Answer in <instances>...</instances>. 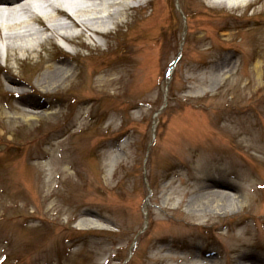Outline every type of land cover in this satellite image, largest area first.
Segmentation results:
<instances>
[{"label": "rangeland", "instance_id": "374dc122", "mask_svg": "<svg viewBox=\"0 0 264 264\" xmlns=\"http://www.w3.org/2000/svg\"><path fill=\"white\" fill-rule=\"evenodd\" d=\"M179 2L155 58L133 51L154 26L137 13L112 53L71 60V84H37L69 61L50 52L15 71L19 88L0 74V264H264V56L254 30L223 36L231 9ZM28 84L37 106L17 97ZM194 180L235 184L241 207L198 217Z\"/></svg>", "mask_w": 264, "mask_h": 264}, {"label": "bare ground", "instance_id": "6f19581e", "mask_svg": "<svg viewBox=\"0 0 264 264\" xmlns=\"http://www.w3.org/2000/svg\"><path fill=\"white\" fill-rule=\"evenodd\" d=\"M209 1L216 9L232 11L228 15L232 17L233 22L220 28L223 36H230L231 34L225 33V30L233 28L254 30L250 42H257L254 51L258 56H264V22L254 19L260 14L259 6L264 5V0ZM162 2L158 10L154 7L156 0H0V74L6 73L5 81L10 87L19 88L21 83L15 77V71L21 72L32 57L41 58L44 52H50L53 56L60 55L69 61L41 68L42 74L38 77L37 84L44 88H60L71 84L80 69L73 66L71 60L82 61L95 52H102L103 42L112 53L114 51L112 40L120 32L126 35L127 20L137 13H142L146 19H150L148 22L154 23V26L133 37L137 42L146 40L148 43L136 46L133 51L135 53L146 51L148 58H155L157 54L150 51L154 46L153 42L158 41L155 36L161 33L163 37L172 28L169 0ZM179 3L183 8L190 4L191 0H180ZM149 10H152L150 14ZM237 11H242V14L238 15ZM249 11H253L252 14H248ZM87 38L98 39L102 45L88 43ZM66 45L73 50L64 47ZM84 51L89 53L86 54ZM126 61L135 63V59ZM255 68L264 69V65L256 64ZM28 87L29 92H18L17 97L23 103L37 106L39 103L30 98L34 88L31 84H28ZM9 96H14L12 90ZM12 111L15 114L20 113L17 108H13ZM26 114L35 119H40L41 116L31 109L26 110ZM34 159L42 160L38 156H34ZM192 187L198 190V195L203 199L199 208L194 210L199 213L198 217H204L205 214L225 216L229 211H236V208L241 207V197L236 195L238 187L235 184L212 183L199 186V181L194 180ZM191 202L192 199L190 204Z\"/></svg>", "mask_w": 264, "mask_h": 264}]
</instances>
